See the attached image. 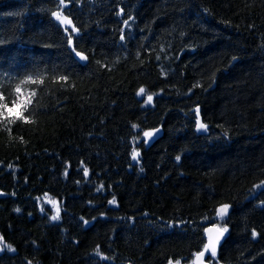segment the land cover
<instances>
[{
    "label": "trees",
    "instance_id": "1",
    "mask_svg": "<svg viewBox=\"0 0 264 264\" xmlns=\"http://www.w3.org/2000/svg\"><path fill=\"white\" fill-rule=\"evenodd\" d=\"M58 5L0 0V91L36 90L34 124L0 123V235L17 250L0 264H188L206 224L229 229L219 264H264V190H251L264 179V0H71L84 64Z\"/></svg>",
    "mask_w": 264,
    "mask_h": 264
},
{
    "label": "snow or ice",
    "instance_id": "2",
    "mask_svg": "<svg viewBox=\"0 0 264 264\" xmlns=\"http://www.w3.org/2000/svg\"><path fill=\"white\" fill-rule=\"evenodd\" d=\"M71 5V0H59L58 10L52 11L51 16L58 22L59 26L63 29V33L66 36L67 45L71 49L72 53H74V56L79 59V61L87 62L89 60L88 55H86L84 52L78 50L79 45V37L81 33V28L78 27L75 23L73 18L66 14L64 11ZM124 10L121 8L117 15H123ZM123 25L125 28L129 25V20L124 19ZM74 36L76 39H74ZM125 39L123 32L120 35V40L123 41ZM157 60L160 59L159 56L156 57ZM235 59V57H233ZM97 64H100V61H96ZM55 82H68V76L67 75H61L58 77V80ZM44 80L34 78L32 75H28L25 77V79L22 81V84H31V85H38L43 84ZM15 92V98H13L10 102H8L7 97L5 96L3 91H0V123H7V124H16L17 122H20L24 125L34 124L36 121L33 120L30 115L28 114L29 108L31 104L33 103V97L36 95L35 89H30L29 91L25 92V90L21 86H16L14 89ZM163 90L161 89V93ZM145 94V88L141 87L137 91V96H144ZM145 104L146 105H152L154 107V96L149 94L145 98ZM195 126L196 130L199 132L201 130L207 131L208 125L204 122H202L201 116H200V108L197 106L195 108ZM132 128H137L136 124L132 125ZM9 133H11V129H7ZM160 131V128H153L151 130H144L143 131V137L145 138V143L153 139L156 134ZM225 137H228V132L225 131L224 133ZM21 142L23 143V138L21 137ZM141 153L137 151L136 149H133L131 152V160L135 162H139L138 158L140 157ZM181 157L179 155L176 156V160L179 162ZM11 167V165H9ZM141 171H143V168H141ZM67 175V173H65ZM83 176L88 177L89 176V170L88 168L83 169ZM79 183V181H77ZM100 188H103V185L100 186ZM100 188L97 189V191H100ZM252 191L257 190H264V179H261L259 183H254L252 186ZM262 194H264V191H262ZM5 195L3 192H0V196ZM47 195V194H45ZM48 203L52 204L55 207V214L51 215L50 219L52 221H57L60 219V209L57 205V202L54 200L47 201ZM108 203L110 205L115 204V198L112 200H109ZM260 208H264V200H261L259 203ZM231 208L230 204H222L216 209V214L223 218L229 214V209ZM15 211L19 212V209H16ZM44 209L41 208V212H43ZM104 213H101V216H103ZM147 215V213H145ZM85 225L89 223L88 220H85L83 217L80 218ZM133 219V218H129ZM204 232L207 235V243L203 244V248L200 251H197L193 253L194 259L191 261V264H205L206 260L208 264H213L215 261L216 264H219V261L217 259L218 257V246L221 245L222 239L225 237V234L229 232L228 227L226 226H220V225H213L212 227H206L204 229ZM261 234L256 230L252 229L251 236L253 239H256ZM5 251L10 253H16V248L13 247L11 244H8L4 241V237L0 235V253H4ZM207 254V255H206ZM94 255L99 257L100 260L107 261L110 259L108 255L103 254L99 250V245L96 246V249L94 250ZM27 264H33L32 260H27ZM168 264H174L172 259L168 260ZM175 264H181L180 260H176Z\"/></svg>",
    "mask_w": 264,
    "mask_h": 264
},
{
    "label": "water",
    "instance_id": "3",
    "mask_svg": "<svg viewBox=\"0 0 264 264\" xmlns=\"http://www.w3.org/2000/svg\"><path fill=\"white\" fill-rule=\"evenodd\" d=\"M78 59V58H77ZM78 61H79V59H78ZM80 63H84V62H82V61H79ZM203 130H201L200 132H202ZM160 135H161V130L156 134V136L153 138V139H151L150 141H148L147 143H146V145L148 146V145H150L151 143H153L154 141H156L159 137H160ZM219 218H221V217H219ZM224 218V217H223ZM176 226H180V224L178 223V224H176ZM206 227H212V226H206ZM205 227V228H206ZM205 233V232H204ZM205 238H206V243H207V235H206V233H205ZM224 239V238H223ZM223 239H222V241H223ZM221 241V242H222ZM219 247V246H218ZM206 264V263H205Z\"/></svg>",
    "mask_w": 264,
    "mask_h": 264
},
{
    "label": "rangeland",
    "instance_id": "4",
    "mask_svg": "<svg viewBox=\"0 0 264 264\" xmlns=\"http://www.w3.org/2000/svg\"><path fill=\"white\" fill-rule=\"evenodd\" d=\"M175 264V263H174Z\"/></svg>",
    "mask_w": 264,
    "mask_h": 264
}]
</instances>
